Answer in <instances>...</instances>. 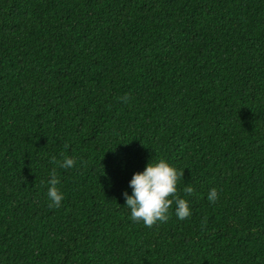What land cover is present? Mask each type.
Instances as JSON below:
<instances>
[{
    "label": "trees",
    "instance_id": "1",
    "mask_svg": "<svg viewBox=\"0 0 264 264\" xmlns=\"http://www.w3.org/2000/svg\"><path fill=\"white\" fill-rule=\"evenodd\" d=\"M159 159L191 214L149 228ZM0 264H264V0H0Z\"/></svg>",
    "mask_w": 264,
    "mask_h": 264
},
{
    "label": "clouds",
    "instance_id": "2",
    "mask_svg": "<svg viewBox=\"0 0 264 264\" xmlns=\"http://www.w3.org/2000/svg\"><path fill=\"white\" fill-rule=\"evenodd\" d=\"M52 159L57 162L55 157ZM74 164V158H65L60 167L71 168ZM183 174V171L178 172L165 159H159L155 163L151 161L144 171L135 173L130 181L132 194L124 193L125 205L130 209L131 219L136 222L143 221L145 226L151 228L157 221L166 222L169 219L168 213L173 203L176 205L175 214L178 219L184 220L190 216L188 201L176 196L177 183ZM59 183V178L53 170L47 193L51 201L50 208L60 207L63 200V194L57 188ZM184 191L191 195L193 188L188 186ZM208 199L213 203L218 199L215 188L210 190Z\"/></svg>",
    "mask_w": 264,
    "mask_h": 264
}]
</instances>
